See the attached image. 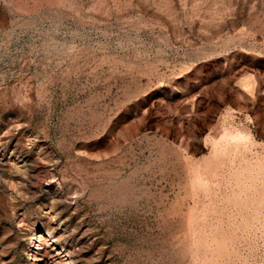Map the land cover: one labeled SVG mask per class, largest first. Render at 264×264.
<instances>
[{"label": "rangeland", "instance_id": "374dc122", "mask_svg": "<svg viewBox=\"0 0 264 264\" xmlns=\"http://www.w3.org/2000/svg\"><path fill=\"white\" fill-rule=\"evenodd\" d=\"M43 229L72 264H264V0H0V264Z\"/></svg>", "mask_w": 264, "mask_h": 264}, {"label": "bare ground", "instance_id": "6f19581e", "mask_svg": "<svg viewBox=\"0 0 264 264\" xmlns=\"http://www.w3.org/2000/svg\"><path fill=\"white\" fill-rule=\"evenodd\" d=\"M14 154H15V152H14ZM37 157H39V156L37 155ZM13 162L16 165H18V166L15 165V167H20V163L21 164L23 163L22 166H24V165L27 164V161H25L23 159L19 160L18 158H15L13 160ZM24 167H27V166H24ZM25 169H27V168H25ZM47 216H49V215H47ZM54 216H53V218H54ZM50 217H51V215H50ZM49 229L38 230L31 237L32 238V242H31L32 243L31 256H32V258L34 260V263L35 264H72L73 263V258H72L71 252L66 247H64V246H62V247H58L57 246V243H56L57 242V236L51 230H49Z\"/></svg>", "mask_w": 264, "mask_h": 264}]
</instances>
